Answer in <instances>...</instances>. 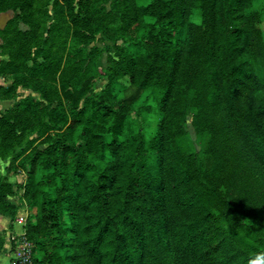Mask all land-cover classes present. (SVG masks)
<instances>
[{
  "label": "trees",
  "instance_id": "1",
  "mask_svg": "<svg viewBox=\"0 0 264 264\" xmlns=\"http://www.w3.org/2000/svg\"><path fill=\"white\" fill-rule=\"evenodd\" d=\"M10 1L19 12L6 29L15 19L29 29L7 42L10 64L0 70L32 57L25 84L54 82L59 97L55 106L17 100L16 83L0 85V100H15L0 109L1 147L46 119L43 140L12 161L27 175L21 200L36 264H247L264 252L259 0H54L53 27L64 18L75 39L101 34L104 44L66 67L37 43L35 0ZM111 34L128 45L101 70L96 57ZM123 78L141 94L117 103ZM189 116L202 149L188 141ZM14 189L0 176V214L11 220Z\"/></svg>",
  "mask_w": 264,
  "mask_h": 264
},
{
  "label": "rangeland",
  "instance_id": "2",
  "mask_svg": "<svg viewBox=\"0 0 264 264\" xmlns=\"http://www.w3.org/2000/svg\"><path fill=\"white\" fill-rule=\"evenodd\" d=\"M149 0H138L139 4H147ZM54 0H35V9H34V21L35 24L39 25L37 29V43H46L48 52H57L60 53V57L63 58L62 66L66 67L67 63H71L74 59H78L82 57V54L87 53L91 50L92 47L96 46L98 49L104 48V44L101 40V34H97L93 39L89 42L82 39H75L74 33L76 28L68 22L67 19L60 18L59 22L56 26L53 27V22H55V14L53 9ZM257 4L264 5V0H259ZM15 3L7 0L0 2V13L12 9L13 15L9 19H14L15 15L19 10L14 8ZM108 5V4H107ZM10 20V21H11ZM7 28V27H6ZM263 35H264V23L262 24ZM18 30H28L29 25L25 23L23 20L15 19L9 30L5 29L1 34L0 39V68L3 67L4 62L6 64H10L9 60L11 59V55L9 54V47L7 42L10 39L14 38L15 33ZM112 39L107 42L108 51H98V64L101 65V70L104 66L109 63V56H114L116 53L120 51V49L124 46L127 47L128 41L126 38L121 36L112 35ZM35 48H33V51ZM38 60L40 62H44L43 57H39ZM35 64L34 59L32 57L24 62V66L26 68L21 67L20 69H16L14 66L12 69L9 68V65H5L3 70H0V85L10 86L13 83H16L17 86V100H22L29 96H33L38 100L44 101L47 105L55 106L59 103V97L56 92V83L48 82L39 86L38 89H34L32 86H27L25 82H29L32 79L30 73H27V66H33ZM105 79H97L96 84V92H101L104 90ZM117 95V103L118 102H130L134 100L136 96L141 94V91L136 86L131 85L128 78H123L116 85L115 89ZM143 94V93H142ZM145 98V94L143 96ZM85 99L82 100V103ZM15 100H0V109L1 111H5L8 108L12 107ZM151 105L152 109L157 107V101L152 96L147 102ZM46 119H41L34 125H29L25 130L18 129L17 134L20 136L18 140L19 143L9 147H1L0 146V176L6 177L9 182L12 183L13 190L12 193L9 194L8 198L15 203L21 204L19 201V197L23 193L24 181H26L27 175L26 172L21 168L18 164V160L12 163L14 156L18 154L20 151L25 150L33 145H36L40 141L43 140L44 137H40V132L44 127V121ZM156 126L152 128H146L145 132L148 137H150L155 130ZM188 141L191 146H194L193 143L196 144L194 146L198 149H202L204 144H199L196 140V135L194 133L193 127L191 125V116H189L188 122ZM17 141V142H18ZM17 186L19 188H17ZM24 188V187H23ZM26 211L28 212V206H25ZM18 213V212H17ZM16 218V216H15ZM10 220V219H9ZM15 220V219H14ZM10 231V230H9ZM5 233L0 229V264H10L8 259L5 258L7 255L6 245H5ZM8 250V249H7Z\"/></svg>",
  "mask_w": 264,
  "mask_h": 264
},
{
  "label": "built area",
  "instance_id": "3",
  "mask_svg": "<svg viewBox=\"0 0 264 264\" xmlns=\"http://www.w3.org/2000/svg\"><path fill=\"white\" fill-rule=\"evenodd\" d=\"M19 211L16 215L14 223L21 225L22 231L18 232L12 229L8 233L10 241V264H36L34 260L33 244L26 236V223L29 216V211L25 209L26 203L21 200Z\"/></svg>",
  "mask_w": 264,
  "mask_h": 264
},
{
  "label": "crops",
  "instance_id": "4",
  "mask_svg": "<svg viewBox=\"0 0 264 264\" xmlns=\"http://www.w3.org/2000/svg\"><path fill=\"white\" fill-rule=\"evenodd\" d=\"M9 219H10V217L5 216L3 214H0V229L3 231V233H5V237H6L5 245H6L7 255L5 256V258L8 259V262H10V249H9V247H10V244H11L9 239H8L9 230L15 229L18 232L22 231L21 225H19L17 223H14V220H11V219L9 220ZM10 224L13 225L12 228H10Z\"/></svg>",
  "mask_w": 264,
  "mask_h": 264
},
{
  "label": "clouds",
  "instance_id": "5",
  "mask_svg": "<svg viewBox=\"0 0 264 264\" xmlns=\"http://www.w3.org/2000/svg\"><path fill=\"white\" fill-rule=\"evenodd\" d=\"M247 264H264V252L250 256Z\"/></svg>",
  "mask_w": 264,
  "mask_h": 264
},
{
  "label": "water",
  "instance_id": "6",
  "mask_svg": "<svg viewBox=\"0 0 264 264\" xmlns=\"http://www.w3.org/2000/svg\"><path fill=\"white\" fill-rule=\"evenodd\" d=\"M12 15H13L12 9H8V10L1 12L0 13V23H4L5 20L9 19ZM0 27H2L1 24H0Z\"/></svg>",
  "mask_w": 264,
  "mask_h": 264
},
{
  "label": "flooded vegetation",
  "instance_id": "7",
  "mask_svg": "<svg viewBox=\"0 0 264 264\" xmlns=\"http://www.w3.org/2000/svg\"><path fill=\"white\" fill-rule=\"evenodd\" d=\"M10 20H11V19H7V20H5L4 23H0V24L2 25V27H0V39H1V35H2L1 33H2L3 31H5V29H6V27L8 26Z\"/></svg>",
  "mask_w": 264,
  "mask_h": 264
}]
</instances>
